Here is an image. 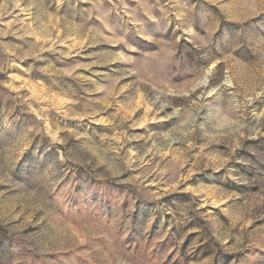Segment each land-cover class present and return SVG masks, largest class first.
Masks as SVG:
<instances>
[{
    "label": "rangeland",
    "instance_id": "1",
    "mask_svg": "<svg viewBox=\"0 0 264 264\" xmlns=\"http://www.w3.org/2000/svg\"><path fill=\"white\" fill-rule=\"evenodd\" d=\"M0 264H264V0H0Z\"/></svg>",
    "mask_w": 264,
    "mask_h": 264
}]
</instances>
